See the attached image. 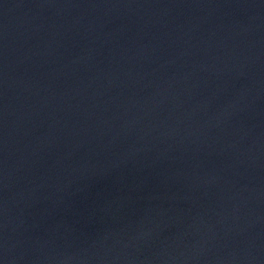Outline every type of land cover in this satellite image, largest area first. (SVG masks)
Masks as SVG:
<instances>
[{"label": "water", "instance_id": "water-1", "mask_svg": "<svg viewBox=\"0 0 264 264\" xmlns=\"http://www.w3.org/2000/svg\"><path fill=\"white\" fill-rule=\"evenodd\" d=\"M0 264H264V0H0Z\"/></svg>", "mask_w": 264, "mask_h": 264}]
</instances>
